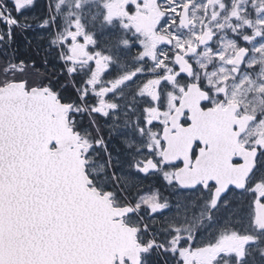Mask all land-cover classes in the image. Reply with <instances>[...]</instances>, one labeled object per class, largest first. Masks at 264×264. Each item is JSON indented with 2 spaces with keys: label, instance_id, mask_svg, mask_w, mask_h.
I'll return each mask as SVG.
<instances>
[{
  "label": "snow or ice",
  "instance_id": "1",
  "mask_svg": "<svg viewBox=\"0 0 264 264\" xmlns=\"http://www.w3.org/2000/svg\"><path fill=\"white\" fill-rule=\"evenodd\" d=\"M0 264H264V0H0Z\"/></svg>",
  "mask_w": 264,
  "mask_h": 264
},
{
  "label": "flooded vegetation",
  "instance_id": "2",
  "mask_svg": "<svg viewBox=\"0 0 264 264\" xmlns=\"http://www.w3.org/2000/svg\"><path fill=\"white\" fill-rule=\"evenodd\" d=\"M22 39H23V37H21ZM19 39L18 40V43H17V47L19 48V53L21 54V55H26V54H29L28 52H27V48H25V47H23V44H22V39ZM24 40V39H23Z\"/></svg>",
  "mask_w": 264,
  "mask_h": 264
},
{
  "label": "trees",
  "instance_id": "3",
  "mask_svg": "<svg viewBox=\"0 0 264 264\" xmlns=\"http://www.w3.org/2000/svg\"><path fill=\"white\" fill-rule=\"evenodd\" d=\"M22 39V38H21ZM18 43V42H17ZM22 44H23V47H25L26 46V44H25V41L22 39ZM17 46V45H16ZM26 48V47H25Z\"/></svg>",
  "mask_w": 264,
  "mask_h": 264
}]
</instances>
